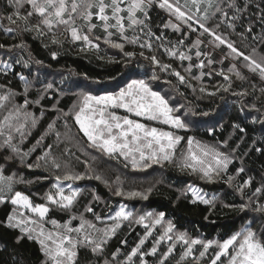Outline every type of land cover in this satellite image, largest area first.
Listing matches in <instances>:
<instances>
[{
  "label": "snow or ice",
  "instance_id": "snow-or-ice-1",
  "mask_svg": "<svg viewBox=\"0 0 264 264\" xmlns=\"http://www.w3.org/2000/svg\"><path fill=\"white\" fill-rule=\"evenodd\" d=\"M6 3L14 10L10 14L0 17V19H6L10 25H16L18 21H22L24 23L23 31H35L40 36L45 35L46 31L52 33V43L54 44L59 43L55 39V34L56 31L62 28L63 33H70L73 41H83L88 47L98 49L99 44H94L90 36L83 33V27H87L88 32L97 27L96 24L92 23L94 17L101 22L104 32L107 33L108 39L105 40V43L119 49L128 60L133 59L137 53L125 51L124 43L113 41L111 39L113 35H118L121 41L138 45L141 49H148L149 51L153 49V39H161L152 32L150 26L149 10L156 3V0H6ZM25 3L30 7V10L25 14H21L20 8ZM158 7L165 9L176 21L187 25L192 31L196 30L193 28L194 22L199 29H202V33L209 34L219 45H226L232 53L248 61L246 67L252 72L259 71L261 78L264 79V63L244 55L234 46V43L228 41L222 34H218L207 25L206 22L217 13H220L225 19L228 18V12L220 6V0H190V2L185 0L183 5L180 0H158ZM227 7L234 10L229 23V27H234L235 21L240 19L243 11L247 9V4L242 8L237 5L236 0H229ZM201 11L203 15H199ZM32 17H37L38 21L30 25L29 21ZM260 19L264 22V9L261 10ZM77 20H82L85 24L77 27ZM163 26L172 28L174 31H180V24L173 23L172 20H169ZM0 27L3 26L0 25ZM215 27L219 28L220 25L217 24ZM110 29L115 31H110ZM129 29L134 32L132 37L127 35ZM3 30L12 33L16 31V28L9 26L4 27ZM137 30L140 35L135 34ZM247 31H252L251 26ZM96 39L98 40L99 37H96ZM177 43L182 44L183 41ZM201 43L202 41L199 39L195 41L196 46ZM165 52L172 57L178 56L181 61L191 60L190 56L174 48L166 47ZM201 55L200 51L196 52L197 57ZM139 56L150 60L153 65L159 66L161 70L167 71L171 67L167 64H160L155 55L145 56L143 50L139 52ZM52 57L56 58L55 52L52 53ZM17 63H20V61H17ZM37 63L40 62L37 61ZM208 63L211 64L212 61L209 60ZM10 67L11 65L6 62L3 64L4 69ZM25 67H27V63H25ZM191 67L189 65L187 71H191ZM198 67L204 68V62L201 61ZM172 74L178 78L180 83H185L186 78L180 72L173 70ZM219 74L224 77V80H230L223 72ZM203 75L204 73H201V76ZM239 75L237 72V76ZM199 78L196 77V79ZM19 79L24 83L25 99L23 104L14 105V108L9 110L7 115L0 120V137H4L0 148L10 150V153L14 154L6 156V161L13 159L14 156H19L21 163H24L25 158L30 152H34L36 148L33 147L29 152H22L21 148L13 143L12 131L14 130L20 134L21 139H23L24 129L29 119H31L33 125L37 122L34 114L26 111V109L30 103L39 105L40 99L29 101L26 94L30 82L23 74H19ZM151 79L156 80L158 77L153 73ZM52 88L53 84L48 83L46 85V89ZM223 90L227 91L228 88H223ZM200 91L204 92L205 89L202 87ZM261 92H264V88L261 89ZM210 94L215 95V93ZM14 95L11 90L0 94V108H4L6 102ZM74 108L76 109L73 113L75 124L78 125L79 132L90 142V145L107 154L110 158L123 157L124 160L131 162L134 169L137 167H151L152 164H159L162 161L172 162L176 148L184 138L172 131H163L158 127L149 126V124L140 122L133 117H141L149 122H160L170 125L174 129L187 128L181 117L174 115L177 109L170 106L169 100L160 92L154 91L144 79H131L118 91L105 95L84 94L81 102L74 105ZM120 109L124 110V115L118 114L117 110ZM21 117H23L22 123L20 122ZM48 127L51 129L53 125L49 124ZM235 127L241 132L245 131L239 125H235ZM42 139L43 137H41ZM41 140L37 141V145L41 143ZM193 143L194 139L188 137V154L183 158L181 168L199 172L202 174L201 178L209 182L227 172L229 164L233 162L227 153L219 151L214 146L200 144L199 142H196L197 150H193ZM224 144L227 146V142H224ZM48 149L49 151H46L44 156L37 159H46L50 154L51 145L48 146ZM253 150L264 153V148L255 145ZM53 166L56 169L60 168V165L55 161H53ZM127 166L126 164L125 167ZM27 167H39V164H28ZM244 172L243 167L237 169V175ZM3 173L4 167L0 165V204L10 203L15 207L2 223L7 228L19 229L21 235L17 237V242L26 236L27 239H35L39 243L45 257L43 264H77V256L81 248H90L92 253L102 254L104 246L116 234L117 229L122 226L124 221H129L133 217V213L127 211L125 205H121L114 214H109L106 217L112 223L110 225L105 224L101 228L85 216V213H91L95 221L104 222L105 218L95 212L92 203L85 205L84 211L79 216L71 214L78 197L83 191L79 187H73V184L85 178L100 180L99 175L91 177L86 176V174H73L71 172H66L63 176L58 175L52 185L55 191L50 190L45 194L46 202L34 203L28 195L14 190L13 176H5ZM233 179V176H228L227 182L231 183ZM65 182H67V193L64 187ZM252 182L253 178L249 177L242 184H238L236 190L243 192L244 188L251 187ZM148 191L150 192L151 189ZM187 193H191V203L196 204L199 202L208 206L210 210L215 208V201L217 200L215 195L206 198L200 188L192 185L187 187L185 195ZM115 194L123 195L124 193L122 190L117 189ZM128 195L131 197L139 196L145 200L148 198L145 193L141 192H130ZM260 195H264V184L256 187L252 193V196ZM92 200L95 202L100 200V197L95 194V190H93ZM249 200H251V197H249ZM224 207L235 208L237 206L224 204ZM239 207L243 210L247 205L242 204ZM19 209H26L27 212L34 215L24 219L26 213L19 211ZM53 210L69 213L71 214L70 218L63 224L56 219L46 221L49 212ZM255 211L264 212V205L258 204ZM146 216L151 217L153 213L140 216L136 222L144 223ZM163 218L164 213L161 212L155 216L153 223L159 225L162 223ZM77 219L79 225L73 227V221ZM45 221L51 223L56 230L46 231L42 223ZM144 227V238H141L139 243L127 253L124 264H134V258L138 259L139 264H148L145 256H156L158 252L157 245L164 240L172 241L173 239L182 242L184 245L177 264H180V261H188L189 264H193V262L195 264H264V240L258 238L256 233L247 226L241 232H236L221 242L190 239L185 233H179L173 237L174 225L169 222L165 232L154 242L151 250L142 251L145 240L152 235V225L145 224ZM34 232L36 233L35 236H33ZM197 245L200 246L198 256L194 254L197 251L195 248ZM174 248V244L169 246L160 255L158 264H166V261L174 252ZM118 252L119 249H117ZM117 253L112 254L113 259L116 258ZM189 258H191V261H189ZM104 264H109V262L105 260Z\"/></svg>",
  "mask_w": 264,
  "mask_h": 264
},
{
  "label": "trees",
  "instance_id": "trees-1",
  "mask_svg": "<svg viewBox=\"0 0 264 264\" xmlns=\"http://www.w3.org/2000/svg\"><path fill=\"white\" fill-rule=\"evenodd\" d=\"M3 2L1 3L3 4ZM228 2L229 0L221 2V7H224L225 11L228 12V18L225 19L220 13H217L214 16L216 18L215 22L222 27V31L231 37L233 41L240 40L264 57V22L260 19L261 10L264 9V0H236L237 5L242 8L247 4V9L243 11L241 18L235 21L234 27H229L234 10L227 7ZM13 10L9 6L3 5L5 16ZM26 12L23 11L21 14ZM149 16L152 32L161 39H153V49L151 51L141 49L138 45L133 44L125 46V51L137 53L131 60L124 57L120 51L109 46H99L98 49L81 46L71 39L69 33H63V30L56 32L55 39L59 43L54 44L52 43V33L46 31L45 35L40 36L35 31H23L24 23L22 21H18L16 25H11V27L16 28V31L12 33L5 32L4 27H0V50L16 49L11 62L12 72H0V86L5 88L6 91L11 90L17 94L14 98L16 104H23L25 99L24 83L19 79V74H23L28 81H31L32 72L36 69L39 71L37 77L32 79L33 84L26 94L29 101L40 99V104L34 110L38 123L32 127L26 142L24 144L19 142L22 152H29L33 147L36 150L29 153L26 164L22 166L19 158V160L13 158L6 161L5 157L9 156L8 152H1L0 150V165H3L5 175L12 174L17 178L16 190L32 198L44 195L48 191L51 184L50 180L55 171H52V168H43L42 166L29 168L27 165H35L37 158L48 150L49 145H51L52 151L58 160L71 165V168L76 171L73 174L91 176L86 173L88 169L86 160L91 158L78 152V159L75 158L74 154L65 152L66 143L52 146L56 144V139L53 137L56 135V131H60L61 134L66 136L71 135L69 133L72 132L73 144H78L77 139L82 137L74 119L66 115L77 100L76 94L72 91V86L76 80L102 87L112 84L126 73H140L146 78L151 77L153 73L156 75V70L151 61L139 56V52L142 50L145 56L155 55L160 62L174 65L177 69L183 64L177 59L169 58L165 48H175L176 45H179V48L185 51L193 43L195 36L193 34L188 35L183 30L174 31L165 28L163 25L167 22V17L158 8L150 9ZM37 21V17H32L29 23L31 25L37 23ZM250 26L252 28L251 32L247 31ZM102 38L104 39V37ZM114 41H118V39ZM178 41H183V43L178 44ZM53 52L56 53V58L52 57ZM17 61H20V63H17ZM37 61L40 63H37ZM25 63H27V67H25ZM214 72H211V78L208 80L211 83L218 78V76H214ZM49 78H53V80L49 82ZM48 83L53 84L52 89H46ZM220 83H224L229 94H240L245 89V83L243 82ZM184 91L187 93V97L181 98L189 102L190 105L192 104L198 111L201 109L207 111L208 109V112H214L210 109H215L218 106V103L213 101L194 100L189 96L188 89ZM248 101L255 103L259 112L264 111V95L256 97L255 89L249 90ZM227 103L229 107L225 110V116L221 122L208 129L207 126L198 127L190 133L193 138L206 143L225 146L224 142H227L225 148L232 154L233 162L229 164L226 173H222L221 176L216 177L211 182L202 181L186 170L165 164L156 170L160 177L157 183L142 187L136 185L133 188L145 192L148 198L143 202L132 200L130 201L132 206L135 207L138 203H142L139 205L146 211H152L155 214L163 212V219L171 222L176 232L185 233L190 239L200 238L204 241L222 242L235 233L239 225L249 219L248 216L252 211H255L258 204L264 205V195L252 196L254 189L264 184V179H262L264 177V153L253 150L254 145L264 148L262 119L249 117L238 103L234 104L230 100H227ZM49 124L53 125L51 129L48 127ZM235 125H239L245 131H239ZM41 137H43L42 140ZM38 140H41L39 145H37ZM100 155L105 159L102 161L103 164H99V167L107 170L105 167L109 165L111 173L120 171L129 175L130 168L129 166L125 167L127 163L123 158H110L106 154ZM240 167H243L245 172L237 175V169ZM228 176L234 177L231 183L227 182ZM249 177L253 178L251 187L244 188L243 192L237 191V185L242 184ZM74 184H78L83 190L72 209V213L75 215L83 212L84 206L89 203L93 204L95 212L101 216L111 207L113 208L122 202L126 203V201L119 198V195L115 194V191H113L115 187L111 186L113 188L111 190L94 178H85L76 181ZM189 185L200 188L206 198L215 195L217 197L215 208L210 210L208 206L199 202L196 204L191 203V194L187 193L185 195ZM126 187H128L126 191L132 189L128 183ZM149 189H151L150 192ZM93 190L100 197L98 202L92 200ZM249 197H251V200H249ZM224 204L236 205L237 207H224ZM242 204L247 205L243 210L239 207ZM250 204L252 208L249 207ZM10 212L11 207L8 203L0 206V264H43L45 258L38 243L33 239H27L26 236L17 242V237L21 233L17 229L5 227L2 223ZM57 215L59 217L57 219H65L64 214ZM85 215L92 216L91 213H85ZM256 217L259 224L258 228L262 227L259 237L264 240V212H260ZM144 225L145 223L124 222L117 229L116 234L107 241L102 254L92 253L90 248H82L78 252L77 264H103L105 260L109 264H124L127 253L139 243L141 238H144ZM258 228L257 230H259ZM160 236L159 229L152 231V235L145 240L142 251H150L154 242ZM173 244L175 245L174 252L166 261V264H177L184 246L175 243L173 240L162 241L157 245V255L145 256V260L148 264H158L160 255ZM195 248L197 251L194 254L198 256L199 247ZM117 249H119L118 253ZM113 253H117L115 259H113ZM189 261H191V258H189ZM134 264H139L138 259L134 258ZM180 264H189V262L180 261Z\"/></svg>",
  "mask_w": 264,
  "mask_h": 264
},
{
  "label": "rangeland",
  "instance_id": "rangeland-1",
  "mask_svg": "<svg viewBox=\"0 0 264 264\" xmlns=\"http://www.w3.org/2000/svg\"><path fill=\"white\" fill-rule=\"evenodd\" d=\"M2 1H4L3 4L1 3ZM2 1L0 0V17L5 16L3 13V5L8 7L6 0H2ZM222 1H224V0H220V6L222 4L221 3ZM189 2H190V0H189ZM180 3L183 5L185 3V0H180ZM152 8H158V10L165 13V16L167 17V22L169 20H172L173 23H179L180 24V30H183L188 35L193 34L195 36L193 43L185 51H182L179 48V45H176L174 48L175 50H177L179 52H184L186 55L190 56L191 60L181 61L178 56L172 57V56L168 55L169 58L177 59L179 62H182L183 64H181V66L177 69L176 66L170 65L169 63L161 61L160 64H167V65L171 66L167 71H164V70H161V68L159 66H155L151 63L152 66L156 70V76L158 77V79H156V80H152L151 79L152 76L148 77V78L143 77L140 73H126L125 75H123L121 78H119L117 81L113 82L112 84L102 86V87H99V86L97 87V86L90 85V84L83 83L81 81L76 80V82L72 86V91L76 94V97H77V100H76L74 105H78L81 102L82 96L84 94L105 95L107 93L118 91L119 88L124 87L126 85V83H128L131 79H144L150 85V87H152V89L154 91L160 92L162 95L165 96L166 99L169 100L170 106H172L174 109H177V111L174 112V115L180 116L181 119L187 125L186 129H174L170 125H165V124L160 123V122H149V121H145L141 117H133V118L139 120L140 122L149 124V126L158 127L159 129H161L163 131H172L176 135H180L181 137L184 138V139H182V141L180 142V144L176 148V151H175V154L173 157V161L172 162L162 161L159 164H152L151 167H147V168L137 167L134 169L131 166V162L125 160V162L128 164V166L130 168L129 175L124 174L123 172H120V171H117L115 173H111V171L108 167L109 165L107 167H105V168H107V170L99 167V164H103L102 161H103V159H105L100 154L104 155V153H102L100 150L92 147L90 145V142L87 141V139L83 136V134L81 132L80 133L82 134V137L77 139L78 144H73L74 141H73L72 132L69 133L71 135L66 136V135L61 134L60 131H56V133H55L56 135L53 136L54 139H56V144H53L52 146H54V145L57 146L60 144L62 145L64 143H66L67 145L65 146L66 147L65 152H69V154L70 153L74 154L75 158H77V159H78L77 152L83 154V156H88L89 158H91L90 160H88V159L86 160L87 166H88V169L86 170L87 175H91V177H95L96 175H99L101 177V179L99 181H101L105 187L113 190V188L111 187V186H113V187H115V189L113 191H116L117 189L122 190L124 194L119 195V198L123 199V201H126V203L130 204L129 205V204L122 202V203L115 205L113 208L111 207L110 209H108L105 212V214L102 216L105 218L103 223L95 221L93 215L91 217H88L87 215H85L87 219L92 220L94 223L97 224V227H101V228H103L105 226V224L110 225L112 223L111 221H108L106 219V217L109 214H114V212L116 210H118L121 205H125L126 210L131 211L133 213V217L130 218V220H129L131 222H136L139 219V217L142 215H146L147 213H152V211L151 212L146 211L143 207H141L139 205L142 203H138V205L136 204L137 206H135V207L132 206L131 205L132 203H130V201L140 200V202H143L145 199H143L142 197H139V196L131 197L128 195V193H130V192H141L137 189H133V188H135L136 185H139L142 187L145 185L150 186L152 183H157L158 182L157 180L160 179V177H159V174L156 173V170L160 169L162 167V165L168 164L170 166L177 167L181 170H186L189 173H191L193 176H195L198 180L206 181L205 179L201 178V175H202L201 173L192 172L190 169H187V168H181L180 165L183 162V158L185 156H187V154H188L187 138L192 137V136H190V133L192 131H194L195 129H198V127L207 126L206 128L208 129V128L212 127L213 125L221 122L223 120V117L225 116V113H224L225 110L229 107L227 100L232 101V103H234V104H237V103L240 104L239 106L243 107L242 110L244 112H246V114L249 117L256 118V119H262V124L264 125V111L259 112L255 103L248 101V92L250 89L256 90V97H261L262 95H264V92H261V89L264 88V79L261 78L259 71H257V72L250 71V69L248 67H246V65L248 64V61H245L243 59V57L237 56L235 53H232L231 50L228 49L226 45H219L218 42H215L214 38L212 36H210L209 34L202 33V29H199L198 26L194 22H193V28H195L196 30L192 31L188 28L187 25L176 21L175 18L170 16V14L165 9H161L158 7V0H156V3H154ZM28 10H30V7L26 3L23 5V7L20 8V12L28 11ZM199 15H203V12L201 11L199 13ZM215 19L216 18L213 16L209 21L206 22L210 28H213L218 34H222L228 41L234 43V46L240 52L244 53V55L250 56L253 59H255L256 61L264 63V57L261 56L257 51L249 48L246 44L242 43L240 40H238L237 42L233 41L231 39V37H229L227 34H225L222 31L223 29L221 26L219 28H216L215 26L217 25V23L215 22ZM92 23L96 24L97 27L95 29H93L91 32H88L87 27H83V33H87L90 36V39H92L94 44H99V46L111 47L110 44L105 43V40L108 39V37H107V33L104 32V30L101 26V22L94 17L92 20ZM84 24H85L84 21L77 20V27H80ZM0 25H2L3 27L11 26L6 19H0ZM169 29L173 30L172 28H169ZM61 30H63V29L61 28L58 31H61ZM110 31H115V30L110 29ZM135 34L140 35L138 30L135 32ZM69 35H70V33H69ZM99 35H103L102 37H104V39L102 37H99V39L97 40L96 37ZM127 35L129 37H132L134 35L133 30L129 29L127 31ZM111 39L113 41L118 39V41H115V42L124 43L125 46L130 44V43H126L124 41L119 40L118 35H113V37H111ZM197 39L202 41V43L199 46L195 45V41ZM76 42H78V44H80L81 46L83 45V46L88 47L83 41H76ZM111 48H113V47H111ZM113 49L120 51L119 49H116V48H113ZM197 51H200L202 53V55L200 57L196 56ZM15 52H16V49L0 50V72H4V73L12 72V63L11 62H12L13 56H15L14 55ZM209 60L212 61L211 64L208 63ZM201 61H203L205 64V67L202 69L198 67V65L200 64ZM5 62L10 64L11 67L8 69H4L3 64ZM189 65L192 66L191 71H187ZM173 70L178 71L181 73V75L185 76V78H186L185 83L182 84L179 82L178 78L172 74ZM212 71H215L214 76L215 77L218 76V78L211 83V81H208V80L211 78V75H209V73H211ZM221 72H223L224 75H227L230 78V80H228V81L224 80V77L219 74ZM237 72L240 74L239 76H237ZM38 73H39V71L37 69L35 71H33L32 72V79L34 77H37ZM201 73H204V75L201 76ZM161 74H162V76H161ZM196 77H200V78L196 79ZM32 79H31V81H29L30 82L29 88H31V86L33 84ZM52 80H53V78H49V82H51ZM230 81H234L236 83H241V82L245 83L244 92L240 93V94H229L228 91H224L223 88H226V87L224 86V83H220V82L230 83ZM202 87L205 89L204 92L200 91V89ZM186 89L189 90V96L194 98V100L206 101V102L213 101V102L218 103V106L215 109H210V110H214V112H208V109H207V111L205 109L204 110L201 109L198 111L192 104L190 105L189 102H186L183 98H181L184 96L187 97V93L184 91ZM5 92H7L6 89L3 87H0V94H4ZM210 93H215V95H211ZM14 94L15 95L12 98H10V100L8 102H6L5 107L0 108V120H2L5 115H7L9 110H12L14 108V105H19V104H16L15 99H14L17 94L16 93H14ZM37 106L38 105H36V104L30 103L28 108L26 109V111L33 113L35 116L36 114H35L34 110L37 108ZM75 110L76 109L73 106L70 109L67 116H70L73 118V113ZM117 112L120 115L125 114L123 109L117 110ZM205 113H206V115H205ZM36 120H37V122L35 125H37V123H38L37 117H36ZM20 122L21 123L23 122V117H21ZM35 125H33L31 123V119H29L27 126L24 129L25 135H24L23 139H21L20 134L16 133L13 130L12 131V135L14 137L13 143L16 144L17 146H19V142H22V144H24L26 142L31 130H32V127ZM76 126L78 128V125H76ZM66 130H68V129H66ZM66 133H68V132H66ZM3 139H4V137H0V144H2ZM193 139H194L193 150H197L196 142H199L200 144H206V145L216 147L219 151L227 153L233 160L232 154L226 150L224 145L211 144V143H206V142L197 140L195 138H193ZM75 146H77V147H75ZM0 150H1V152H8L9 155H14V154L10 153V150L3 149V148H0ZM52 150L53 149L51 148L50 154L47 156L46 159H40V160L37 159V161L35 163V164H39V166H42L43 168H52V171L53 170L55 171V174L53 175L52 179L50 180V182H51L50 188L48 189V191L45 192V194L48 193L50 190L55 191V189L52 188V185L55 182L56 176H58V175L63 176L66 172H71V173L75 172L76 173V171L71 168V165H68V164L63 163L60 160H58V158L56 157L55 153ZM47 151H49V149ZM42 156H44V154ZM117 157H120V156H117ZM14 158L18 159L19 156H14ZM28 158H29V155L25 158L24 163H21V161L19 160L20 158H19L18 160L20 161V165L22 166V165L26 164ZM73 158H74V156H73ZM120 158H123V157H120ZM53 161H55V163H58L60 165L59 169H56L53 166ZM5 176H7V175H5ZM9 176H13V188L15 191H18L15 189V186L17 185V178L15 177V175H12V174ZM143 177H145V178L142 179ZM139 181H143V182H139ZM127 183L130 186V188H132V189H130V191H126L128 188V187H126ZM64 187H65V192L67 193L68 192L67 182H65ZM73 187H79L82 189V187L78 186V184L77 185L73 184ZM141 193H145V192L142 191ZM45 194L41 195V196H34L33 198L30 196L29 197L33 200L34 203H45L46 202L45 201ZM8 204L10 205L11 212H12L13 208L15 206L11 205L10 203H8ZM103 204H104V202H103ZM251 204L249 205L250 208H252ZM1 205L2 204H0V206ZM19 211H23L26 213V215L23 217L24 219H27L28 216L34 215L32 213L27 212L26 209H19ZM259 213L260 212H258V211H252V213L248 216L249 219L244 221L241 225H239L238 230L236 232H241L247 226L253 232L256 233L258 238H260L259 234L262 230V227L260 226L258 228L259 224L256 221V219H257L256 216L259 215ZM57 214H64L65 219H62V218L60 220L57 219V218H59V217H57L58 216ZM71 214H73V213H71ZM71 214L61 212L59 210H53V211L49 212L48 217L46 218V221L50 220V219H56L59 223L63 224L70 218ZM157 215L158 214L153 213V216H151V217L146 216L144 223L152 225L151 231L159 229V231L161 232V235H162L165 232L169 222L163 219L161 224L155 225L153 223V221H154L155 216H157ZM77 216H79V215H77ZM19 218L20 217L18 216V219ZM46 221L42 222L45 230L46 231L47 230L55 231L56 229L54 228V226L51 223L46 222ZM124 222H126V221H124ZM78 225H79L78 219L73 221V224H72L73 227H77ZM257 228L259 230H257ZM15 229H17L19 231L18 228H15ZM177 234H179V233L176 232V230L174 229V231L172 233L173 237H175V235H177ZM35 235H36V233L34 232L33 236H35ZM196 239H200V238H196ZM33 240H35V239H33ZM173 241L175 243H178V244L180 243L181 245H183V243L180 241H176L175 239H173ZM212 241H215V240H212ZM38 245H39V243H38ZM195 247L200 248L199 245H197Z\"/></svg>",
  "mask_w": 264,
  "mask_h": 264
}]
</instances>
